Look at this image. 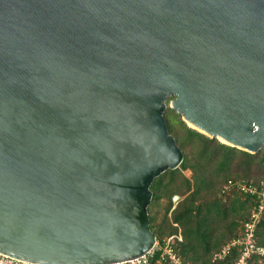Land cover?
Here are the masks:
<instances>
[{
	"label": "water",
	"instance_id": "1",
	"mask_svg": "<svg viewBox=\"0 0 264 264\" xmlns=\"http://www.w3.org/2000/svg\"><path fill=\"white\" fill-rule=\"evenodd\" d=\"M182 121L264 148V0H0V251L99 264L155 243Z\"/></svg>",
	"mask_w": 264,
	"mask_h": 264
},
{
	"label": "trees",
	"instance_id": "2",
	"mask_svg": "<svg viewBox=\"0 0 264 264\" xmlns=\"http://www.w3.org/2000/svg\"><path fill=\"white\" fill-rule=\"evenodd\" d=\"M189 133L203 139L205 135L201 132L196 131L193 128L187 127ZM209 140V139H208ZM208 145L202 143L201 150L198 155V162L189 161L185 155L179 167L175 169H168L169 177L167 182L162 184L160 181L151 185L153 193L152 202H158L159 199L165 195L168 204L166 211L171 207V196L174 193L181 192L180 190L185 188L187 195L181 200L180 204H177L171 211V232L167 234H173L180 229L182 235V242H179V250L183 257L193 262H201L207 260L210 257L212 250L219 246V243L225 234L220 231L219 224L217 222L226 221L225 218L228 216V212H237L239 209L238 195L229 200V204L223 205L220 201L213 200L211 202H196L197 196L203 189H206L209 185L213 184L212 176L214 174L220 175L224 169H229L233 153L237 150L235 147L228 144L217 142L216 146L211 150L208 149ZM244 154V163H248L250 157L255 158L254 154L240 150ZM218 154V155H216ZM214 161V167L209 172H204L207 165ZM258 160V166L264 170V150ZM191 169V178L181 174L183 169ZM164 173V172H163ZM214 173V174H213ZM175 176H179L181 179L180 183H175ZM163 193V194H162ZM249 197V196H248ZM243 210V209H242ZM150 227L153 230L152 222L153 217L150 215V209L148 207ZM232 222V226L236 224V218L228 221ZM173 223H177L174 226ZM261 231L264 234V217L260 220L258 227V234ZM157 237L164 235L163 230L155 232ZM231 237V236H230ZM264 244V237L258 240ZM217 264H224V262H217Z\"/></svg>",
	"mask_w": 264,
	"mask_h": 264
},
{
	"label": "rangeland",
	"instance_id": "3",
	"mask_svg": "<svg viewBox=\"0 0 264 264\" xmlns=\"http://www.w3.org/2000/svg\"><path fill=\"white\" fill-rule=\"evenodd\" d=\"M172 98V96H169L166 100V108L164 111V117L167 123V127L169 132L174 136V138L177 141V144L180 146V148L184 152V156L186 155L191 162H198V155L200 154L199 151L201 150L202 143H205L208 145V149L211 150L214 148L217 144V142H222L218 137L211 136L205 132H202L193 126L189 125L188 123L182 121L181 115L178 114L176 111L171 109L169 107V101ZM187 127L193 128L198 132H201L205 135V138L203 137L199 138L191 133L188 132ZM226 144V143H225ZM231 146V145H230ZM237 150L233 153L231 164L228 166L229 169H224L223 172H221L220 175L214 174L212 176L213 184L209 185L206 189H203L201 193L197 196L195 204H198L200 202H211L213 200L220 201L223 205L229 204V200L231 198H234L235 195H238V207L239 209L236 213L235 212H228V216L225 218L226 221H219L215 225L219 224V228L222 232L225 234L224 238L221 239L219 246L226 241L230 236L234 235L238 229L240 228L241 223L247 219L250 215L251 209L253 208V204L255 202V199H252L250 196H244L235 193L233 190L229 191H222L224 188V184L228 179L232 180H238V179H246L248 181H252L255 183H260L261 181H264V170H262L258 166V158H260L261 154L263 153L264 148L259 149L257 152L252 153L244 149H240L238 147H235ZM246 151L248 153L254 154L255 158L250 157L248 159V163H244V154L242 151ZM218 155V154H216ZM218 158V156L210 162L206 169L205 173L209 172L212 167H214V161ZM180 168V167H179ZM181 174L191 178L192 170L191 169H183L181 170ZM169 177V171H165L164 173L160 174L158 177H156L152 184L155 186V183L164 184L167 182V179ZM175 183H180L181 179L179 176H175L174 178ZM151 184V185H152ZM185 188L181 189V192L174 193L179 195L178 201L174 202L175 206L177 204H180L183 200V198L187 195V191H184ZM163 194V193H162ZM172 202V201H171ZM168 204V200L165 195H163L158 202H150L149 209H150V215L153 217V232L161 231L163 230L164 235H168L167 233L171 232V211L175 206L173 207V203L171 207L166 211V207ZM243 209V210H242ZM233 218H236V224L234 227L232 226V222H228L232 220ZM162 235V236H164ZM264 237V234L259 231L258 238L262 239ZM264 242V241H263ZM218 246V247H219ZM217 247V248H218ZM216 249V248H215ZM214 249V250H215ZM213 251V250H212ZM212 253V252H211ZM211 255V254H210ZM196 264H217V262H212L211 259H205V261L201 262H195Z\"/></svg>",
	"mask_w": 264,
	"mask_h": 264
},
{
	"label": "built area",
	"instance_id": "4",
	"mask_svg": "<svg viewBox=\"0 0 264 264\" xmlns=\"http://www.w3.org/2000/svg\"><path fill=\"white\" fill-rule=\"evenodd\" d=\"M250 196L255 199L250 215L245 219L238 231L224 241L210 256L212 262L224 264H264V244L258 240V227L264 217V181L255 183L246 179H228L222 191H231ZM179 195L173 194V207ZM177 226V223H173ZM180 229L173 234L164 235L155 239L154 245L145 253L128 258L99 264H196L183 257L179 250L182 242ZM0 264H49L44 262L22 259L0 251Z\"/></svg>",
	"mask_w": 264,
	"mask_h": 264
},
{
	"label": "bare ground",
	"instance_id": "5",
	"mask_svg": "<svg viewBox=\"0 0 264 264\" xmlns=\"http://www.w3.org/2000/svg\"><path fill=\"white\" fill-rule=\"evenodd\" d=\"M189 125L193 126L192 124L188 123ZM221 141H224L222 138L218 137Z\"/></svg>",
	"mask_w": 264,
	"mask_h": 264
},
{
	"label": "crops",
	"instance_id": "6",
	"mask_svg": "<svg viewBox=\"0 0 264 264\" xmlns=\"http://www.w3.org/2000/svg\"><path fill=\"white\" fill-rule=\"evenodd\" d=\"M217 249V248H216ZM211 256V255H210ZM209 259H210V257H209Z\"/></svg>",
	"mask_w": 264,
	"mask_h": 264
}]
</instances>
